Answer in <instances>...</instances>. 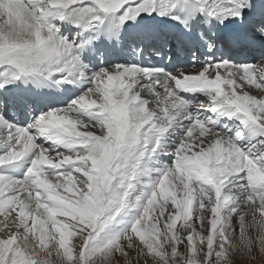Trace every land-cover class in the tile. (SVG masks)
<instances>
[{
  "label": "snow or ice",
  "instance_id": "1",
  "mask_svg": "<svg viewBox=\"0 0 264 264\" xmlns=\"http://www.w3.org/2000/svg\"><path fill=\"white\" fill-rule=\"evenodd\" d=\"M0 264H264V0H0Z\"/></svg>",
  "mask_w": 264,
  "mask_h": 264
}]
</instances>
